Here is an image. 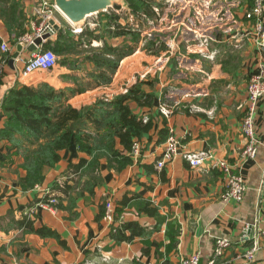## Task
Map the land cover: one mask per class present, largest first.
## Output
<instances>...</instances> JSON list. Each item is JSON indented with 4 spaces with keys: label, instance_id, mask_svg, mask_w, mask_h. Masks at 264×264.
<instances>
[{
    "label": "crops",
    "instance_id": "crops-1",
    "mask_svg": "<svg viewBox=\"0 0 264 264\" xmlns=\"http://www.w3.org/2000/svg\"><path fill=\"white\" fill-rule=\"evenodd\" d=\"M38 2L0 0V53L2 43L11 49L0 77V130L7 120L2 105L8 92L44 85L62 92L66 105L76 109L98 100L116 101L140 85L139 94L146 92L151 97H126L123 104L129 106L138 123L150 122L151 126L133 138V143L138 141L142 147L138 158L132 157L131 150L125 149L116 136L93 155L79 151L74 138L60 153L61 160L45 170L43 183L28 191L20 186L26 175L23 158L14 154L16 150L8 141L0 140V264H181L182 259L197 253L201 264H206L218 238L231 241L223 263L264 264V235L256 239L260 250L254 262L236 260L253 245L255 233L244 236L245 223L264 218V97L256 118L258 155L238 164L246 145L241 122L247 84L264 61V49L256 44L253 22L244 17L248 6L245 2L249 1H220L196 15L197 20L191 15V56L184 52L172 60L163 55L167 51L149 53L146 17L136 18L129 8L121 6L125 19L112 8L78 26L56 12L59 29L40 48L44 49L48 41L55 42L62 30L70 31L77 42L75 51L62 57L51 72L36 71L23 77L24 63L33 51L25 48L14 59L20 45L16 38L29 33L33 23H39L35 16ZM223 3L227 7L220 9ZM231 3L233 7L239 4L233 9ZM115 24L138 32L139 42L135 43L131 35L114 37L107 33L115 29ZM78 29L81 31H75ZM238 33L242 37H236ZM201 35L211 39L209 46L199 47ZM105 45L114 49L107 57L119 59L114 73L104 72L111 79L107 84L98 77L106 68L98 69L93 58L106 54ZM155 74V91L148 92L146 83ZM163 107L170 109L168 116L163 114ZM108 114L114 111L109 109ZM90 125L94 135H102L106 129ZM171 131L188 152L209 151L217 159L238 164L248 186L243 202L222 199L225 179L210 162L191 168L178 156L158 169ZM81 160L86 163L75 173L70 166ZM65 183L76 189L64 193ZM49 193L59 199L55 210L39 206ZM108 200L126 224L141 228L140 235L120 243L111 238V229L102 220ZM41 227L55 232L60 239L30 230Z\"/></svg>",
    "mask_w": 264,
    "mask_h": 264
},
{
    "label": "trees",
    "instance_id": "trees-1",
    "mask_svg": "<svg viewBox=\"0 0 264 264\" xmlns=\"http://www.w3.org/2000/svg\"><path fill=\"white\" fill-rule=\"evenodd\" d=\"M125 2L136 18H143V16H146V19L154 18L156 13L153 8L160 6L155 0H125ZM106 32L114 37L131 35L135 43L140 39L138 32L127 31L116 24L114 30L109 29ZM157 41H151L147 49L151 51L157 48ZM44 46L45 50H52L62 58L75 51L77 42L71 36L70 31L64 33L61 30L55 42L48 41ZM159 46L161 49L154 52L155 54L167 49L164 43H159ZM104 49L105 55L93 58L98 69L106 68L105 71L101 69L98 77L102 79V83L107 84L111 79L104 72L114 73L119 59L112 60L107 57L108 53H114L113 48L105 45ZM140 92V85H137L130 89L126 96H120L116 101L98 100L92 105L76 109L71 105H66L63 93L56 91L51 86L44 85L38 89L22 86L10 90L2 105L7 121L4 128L0 130V140L8 141L11 147L16 150L14 154L23 158L22 168L26 175L20 182L22 190H32L42 184L45 170L53 168L61 160L60 153L70 147L74 138L79 151L89 155L99 151L106 141H113L115 136L120 138L125 149L130 151L133 138L140 137L151 126L150 122L147 124H143L142 121L138 123L129 106L123 104L126 97L142 99L144 94L140 95ZM145 96L146 98L151 97L150 94ZM146 104L150 105V100ZM109 109L114 111L111 116L108 114ZM90 124L95 125L97 130L106 129L102 135H94L89 131ZM110 152L114 156H118L116 151L110 149ZM85 163L86 161L81 160L78 165H71L70 169L76 173L84 167ZM57 188L61 187L57 186ZM73 189L75 190L76 186H68L65 183L63 192L68 194V191ZM45 200L47 197L43 201ZM29 223L31 224V222ZM30 230L43 237L60 239L55 232L45 227L31 228ZM140 230L141 228L137 224L122 222L116 231L111 230V238L118 243L128 242L136 235H140ZM128 232L131 234L129 235Z\"/></svg>",
    "mask_w": 264,
    "mask_h": 264
},
{
    "label": "built area",
    "instance_id": "built-area-1",
    "mask_svg": "<svg viewBox=\"0 0 264 264\" xmlns=\"http://www.w3.org/2000/svg\"><path fill=\"white\" fill-rule=\"evenodd\" d=\"M193 3H191L192 5ZM58 12L55 6V0H40L38 7L35 9V16L39 19V23H33L29 33L16 38V43L24 46H30L37 38L49 34L51 37L56 35L55 29V13ZM244 17L247 21L253 22V34L256 44L260 48H264V0H251V4L246 7ZM54 21L55 24H52ZM58 25V24H57ZM81 31V29L75 30ZM236 37H242L239 33ZM47 40H43V43ZM211 39L206 35L198 36V43L202 47L209 46ZM42 44L32 52L29 59L24 63L22 71L23 77H29L36 71H51L58 63V58L52 50L40 48ZM173 49V46L170 45ZM0 56V77L2 76V67L7 63L11 49L7 43L1 44ZM264 97V61L260 62L258 72L250 77L247 84V102L244 117L241 122L242 135L246 141L244 150L241 152L238 164L247 160H253L258 155L259 138L256 131V118L260 101ZM163 114L168 116L170 109L161 108ZM141 144L135 141L132 145L130 155L138 158L141 154ZM182 156L191 168L202 167L205 163L210 162L212 167L222 173L225 179V189L222 195L224 201H235L241 203L244 200L248 190L247 183L238 169V164L231 163L226 159H217L209 151H201L197 153L188 152L182 142L173 134L167 138L164 144V151L160 161L157 162V168L162 169L171 163L176 157ZM59 185H62L59 183ZM59 201L54 193L47 195V200L41 201L39 206L43 209L55 210ZM116 209L112 201L105 203V211L103 221L112 226L111 230L116 229L122 223V220L116 221ZM254 231L253 245L245 253L238 255L236 260L252 263L255 261L256 254L260 250L257 237L264 235V218L258 219L252 223H245L243 227V235L251 236ZM2 236L0 235V241ZM231 246L228 238H218L215 242V248L212 258L206 264H225L222 262L226 250ZM181 264H201L200 254H193L182 259Z\"/></svg>",
    "mask_w": 264,
    "mask_h": 264
},
{
    "label": "rangeland",
    "instance_id": "rangeland-1",
    "mask_svg": "<svg viewBox=\"0 0 264 264\" xmlns=\"http://www.w3.org/2000/svg\"><path fill=\"white\" fill-rule=\"evenodd\" d=\"M155 1L160 6H154L153 9L155 10L156 13L154 18L146 19L147 20L146 46H148L151 41L156 42L158 40L157 41L158 47L149 51V53L152 54L154 52H157L159 49H161L159 43H164L167 49L161 50L159 53L167 51V53H164L163 55L166 56V58L168 59L171 58L172 60L173 58L176 59L178 56H181L180 54L184 52L186 55L191 56V15H193L197 20V16L199 14L200 15L204 14V11L209 9L210 6L215 7V5L220 1L227 3L233 0L230 1L228 0H155ZM248 1L249 2H245V3H247L249 6L251 2L250 0ZM191 3L193 4L191 5ZM224 3L221 4L222 8L220 9H224L227 7L224 5ZM238 4L235 3L234 7ZM232 5L233 4L231 3L230 8L233 7ZM113 9L120 11L121 18L124 19L126 18L125 11L123 10L122 12L120 5H115ZM57 17L59 19L60 17L59 14ZM170 45L173 46V49L170 48ZM199 47L202 46L199 45ZM57 58H58V63H57L58 66L62 59L59 56H57ZM155 78H156V74L152 79L149 80L148 83H146L148 85V90H149L148 92H150L151 90L155 91L154 89L157 84V79ZM145 93L143 94L145 95ZM117 220H122V222H124L122 215H117L116 221ZM107 226L109 227V229H111L112 227L109 225Z\"/></svg>",
    "mask_w": 264,
    "mask_h": 264
},
{
    "label": "water",
    "instance_id": "water-1",
    "mask_svg": "<svg viewBox=\"0 0 264 264\" xmlns=\"http://www.w3.org/2000/svg\"><path fill=\"white\" fill-rule=\"evenodd\" d=\"M115 5L128 8L125 0H55V6L58 12L73 26L84 23L87 18L93 15L105 13ZM52 24H55L54 21H52ZM55 29H59L57 24H55ZM50 38L51 36L47 34L43 36V38H37L34 43L28 47L18 45L17 52L14 54L13 58H18L25 48L29 51H35L37 47L43 43V40H48Z\"/></svg>",
    "mask_w": 264,
    "mask_h": 264
}]
</instances>
